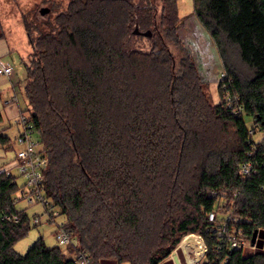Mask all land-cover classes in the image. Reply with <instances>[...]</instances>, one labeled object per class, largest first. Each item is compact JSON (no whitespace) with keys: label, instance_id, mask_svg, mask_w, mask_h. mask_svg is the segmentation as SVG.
I'll return each instance as SVG.
<instances>
[{"label":"trees","instance_id":"obj_1","mask_svg":"<svg viewBox=\"0 0 264 264\" xmlns=\"http://www.w3.org/2000/svg\"><path fill=\"white\" fill-rule=\"evenodd\" d=\"M155 1L68 0L46 21L23 16L22 113L47 158L43 195L75 244L40 237L16 252L30 219L16 209L23 187L0 171V264H76L68 254L78 253L89 264H168L188 233L208 247L199 264H264V138H253L264 132V0H193L224 71L216 104L180 40L177 1ZM221 202L246 238L258 231L252 253H229L212 232L207 214Z\"/></svg>","mask_w":264,"mask_h":264},{"label":"rangeland","instance_id":"obj_2","mask_svg":"<svg viewBox=\"0 0 264 264\" xmlns=\"http://www.w3.org/2000/svg\"><path fill=\"white\" fill-rule=\"evenodd\" d=\"M176 1L178 15L181 18L178 24V34L180 40L184 44L185 49L188 51L197 67L201 85L203 86L204 92L210 103H219L222 99L218 91L220 84L219 82L221 77L224 75L219 53L209 34L192 15L193 0ZM152 2L158 3V1L155 0H152ZM67 3L68 0H0V35L5 36L11 48L16 50L15 58H17V54H19V52L25 53L26 50L30 51L26 44L27 36L22 24L23 16L26 14L28 19L32 20V12H37L38 18L42 21H46L47 18L53 17L55 12L57 13L63 10ZM44 9H48V11L45 13H39L40 10ZM134 46L147 49L149 44L146 39H139L135 41ZM234 60L235 59L233 58V61ZM236 62V73L247 78L250 75L249 70L237 60ZM16 64L22 72V83H19L17 89L19 94L20 108L22 110H26L28 108V103L24 93L25 69L19 64V62H16ZM223 97L228 101L227 106L231 107L232 102L228 100V96L225 95ZM15 132L16 129L13 126L9 131V136L11 137L12 141L14 139ZM253 138L255 141L262 140L264 138V132L256 129L255 133L253 134ZM21 149L22 146L16 142H13V148H8L7 145L2 146L0 144V166L2 164L14 162L16 153ZM10 173L16 178L19 187H23L25 185L27 180L20 174L17 167H14L13 165ZM16 198V209L18 211H24L27 214L30 219V228L25 236L16 241L14 244V250L18 253L25 254L30 246L34 244V242L40 237L43 238L45 244L48 247L59 246L56 240V231L58 225L65 223V217L59 215L58 208H52L51 212L57 215L53 219L54 222H51L50 213L45 210L42 203L29 204L27 200L21 198L20 192L16 194ZM45 200H47L49 204L53 205L51 200L47 198H45ZM223 201H230L229 203L232 205L231 200L228 198H225ZM35 219H37V222ZM189 235L198 238L199 241L200 239L203 241L202 235L199 233H188L183 235L176 248L172 250L168 259L172 258V254L175 252V254L179 255V257L183 260L182 264H189L188 258L192 259V263L190 264H199L203 261L204 257L200 255L201 241L197 247L192 244L184 243V239ZM59 247L64 250L67 248L66 246ZM252 252L253 250L245 249V253L247 254ZM68 256L72 257L73 255L68 254ZM198 256H200V258H198ZM168 264L175 263L173 261L172 263L170 262Z\"/></svg>","mask_w":264,"mask_h":264},{"label":"built area","instance_id":"obj_3","mask_svg":"<svg viewBox=\"0 0 264 264\" xmlns=\"http://www.w3.org/2000/svg\"><path fill=\"white\" fill-rule=\"evenodd\" d=\"M12 72L13 67L8 62L0 59V77L10 76ZM13 102H17V99L13 98L6 101V104L8 105ZM234 111L235 113L238 112L236 109ZM17 122L20 126V133L15 142L22 146V149L16 153L14 167H17L20 174L27 180L20 192V196L27 200L29 204L42 203L45 210L50 213L51 222H54L53 219L57 214L51 212L53 208L52 204H49L43 196V180L44 171L47 167V158L41 152L40 143L35 136L29 116L26 113H20ZM252 168L250 162L243 163L240 167V173L244 177H247L251 174ZM7 174H11L10 171H7ZM223 204L221 202L219 204L221 207L207 214V220L212 224V232L220 243H225L229 253L237 249L244 251L245 249H250L254 251L257 246V239L255 244L251 245V240L246 238L243 229L237 226L238 216L234 214L232 209L226 208ZM6 219L18 221L16 216H6ZM35 221L37 222V219ZM56 240L59 246L68 247L71 244H75L70 231L66 230L63 224L57 227ZM207 251L208 247L203 239L200 246V255L205 257ZM72 257L76 264H89L90 262V259L84 253L74 254ZM227 262L228 255L218 264H226Z\"/></svg>","mask_w":264,"mask_h":264},{"label":"crops","instance_id":"obj_4","mask_svg":"<svg viewBox=\"0 0 264 264\" xmlns=\"http://www.w3.org/2000/svg\"><path fill=\"white\" fill-rule=\"evenodd\" d=\"M26 44L29 47L28 41H26ZM15 52L16 50L11 48L6 37L0 35V59L8 62L13 67V72L10 76L0 77V136L6 138H4L5 143L0 141V144L2 146L7 145L8 148H13V142L15 143V139L20 133V126L18 125L17 120L19 114L24 111L20 108L19 94L17 91L19 83H22V72L20 71V68H18L16 62H19V64L22 65L21 59L26 57L30 51L26 50L25 53L19 52V54H17V58H15ZM13 98H16L17 102L7 105L6 101H9ZM13 126L15 127L16 132L14 133V139L12 141L11 137L9 136V131ZM13 165L14 162L2 164L0 166V171H11ZM177 256L179 258V262L182 264L183 260L179 257V255ZM169 259L173 262L172 258Z\"/></svg>","mask_w":264,"mask_h":264},{"label":"water","instance_id":"obj_5","mask_svg":"<svg viewBox=\"0 0 264 264\" xmlns=\"http://www.w3.org/2000/svg\"><path fill=\"white\" fill-rule=\"evenodd\" d=\"M47 11H48V9H44V10H43V13H45V12H47ZM134 33H135V34L138 33V30L135 29ZM148 35H150V32H148ZM257 233H258L257 230H255V231L253 232V235H252V237H251V245H254V244H255V242H256V237H257ZM172 259H173V261H174L175 264H180V262H179V258H178V256H177V254H175V252H173V254H172Z\"/></svg>","mask_w":264,"mask_h":264},{"label":"bare ground","instance_id":"obj_6","mask_svg":"<svg viewBox=\"0 0 264 264\" xmlns=\"http://www.w3.org/2000/svg\"><path fill=\"white\" fill-rule=\"evenodd\" d=\"M184 243H187V244H192V245H195V247L199 246V239L196 238V237H193V236H187L185 239H184ZM188 262L189 264L192 263V259L188 258Z\"/></svg>","mask_w":264,"mask_h":264}]
</instances>
